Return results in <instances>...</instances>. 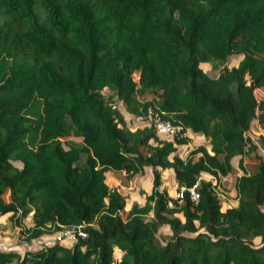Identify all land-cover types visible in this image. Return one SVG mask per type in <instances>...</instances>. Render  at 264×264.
Listing matches in <instances>:
<instances>
[{
  "label": "trees",
  "instance_id": "16d2710c",
  "mask_svg": "<svg viewBox=\"0 0 264 264\" xmlns=\"http://www.w3.org/2000/svg\"><path fill=\"white\" fill-rule=\"evenodd\" d=\"M0 16V215L31 213L28 239L81 224L85 233L20 256L0 250V264H264V158L244 165L264 148V95L253 94L264 92V0H0ZM210 62L221 66L214 77L201 67ZM103 89L130 114L151 110L201 134L209 149L184 160L174 153L184 137L115 122ZM235 157L236 204L221 210L201 174L217 181ZM144 167L152 204L126 209L106 172L129 179ZM167 169L177 188L197 183L196 201L159 190Z\"/></svg>",
  "mask_w": 264,
  "mask_h": 264
},
{
  "label": "rangeland",
  "instance_id": "374dc122",
  "mask_svg": "<svg viewBox=\"0 0 264 264\" xmlns=\"http://www.w3.org/2000/svg\"><path fill=\"white\" fill-rule=\"evenodd\" d=\"M32 11L34 15L38 18L40 22H46L44 12L38 7L35 2H32ZM3 17L0 16V23ZM241 56L233 55L228 57L227 65L228 67L235 66L240 60ZM203 70L210 77L216 76L217 72L220 70L221 66L217 63L210 62L204 63L201 65ZM255 99L260 100L264 92L262 89L257 88L253 91ZM102 95L104 98V103L115 113L114 119L115 122H120L124 124L130 130L135 129H151L154 132L153 128V120L155 117H152V113L150 116L147 114L141 113V115L130 114L126 111L123 104L117 97L109 91L108 89L102 90ZM136 97L140 101H144L148 98H151V95L146 93H137ZM170 122V121H169ZM173 124V123H171ZM174 125V124H173ZM156 137L159 140H167L172 141L174 138L184 137L185 143L177 144L174 143L176 151L174 153H178L185 160H196L199 156V152H196L197 148L204 147L207 150L209 149L207 140L201 134L194 133L188 130H183L181 134L176 135H166L154 132ZM248 136L254 142H257L259 136V130L255 126V120L251 122L250 128L248 130ZM151 143V142H150ZM155 143L152 142V145ZM254 155H259L264 158V148H258L256 152L251 153L247 158L244 159V165L249 168L251 164L254 162ZM13 165L19 167V163L12 161ZM231 165L233 167L232 171L227 175L220 176L217 181L209 175L202 173L201 178L206 181H211L215 183L213 186L214 191L216 192L217 198L219 199L221 210H225L227 208L233 207L236 204L235 200V190H234V181L237 176L241 174L240 169L237 167V158H233L231 160ZM251 169V168H250ZM150 171L148 167H144L143 170L135 174L133 177L126 179L124 177V173H107L106 175V183L110 188H115L120 195L126 201V209L132 205H136L138 207L141 206H149L152 204L151 201H147V198L150 194L151 188V178ZM176 184L172 177V171L170 169L164 170L161 173V181L159 185V190L163 192L169 199H177L176 194ZM4 199L6 197L4 196ZM177 202H179L177 200ZM172 202L169 201L168 207L173 206ZM264 210V207H263ZM123 215V214H122ZM173 217H180L178 212L172 213ZM146 219H153L152 214H148ZM32 226L31 213L26 215L23 218H20L19 222H17V214L12 215L11 213H6L4 215H0V250L6 252H16L18 256L23 254L25 251H33L42 246L54 243L55 238L58 232L46 230L45 233L40 235L38 238L28 239L26 230ZM156 236L160 240H164L168 236H170V231L167 225H157L155 230ZM254 245H257L258 239L252 240ZM61 245L69 246L70 243L66 240L60 241ZM118 257V254H116ZM10 264H16V260L14 259Z\"/></svg>",
  "mask_w": 264,
  "mask_h": 264
},
{
  "label": "built area",
  "instance_id": "2783aa9c",
  "mask_svg": "<svg viewBox=\"0 0 264 264\" xmlns=\"http://www.w3.org/2000/svg\"><path fill=\"white\" fill-rule=\"evenodd\" d=\"M150 113H152V117H155L153 120V128L155 132L160 133V134H166V135H176L182 133V129L179 125H173L167 120L161 119L157 114L153 113L151 110H147L146 114L150 116ZM145 114V115H146ZM215 185L214 182H212L211 187ZM176 198L178 200H181L183 197V192H187V196L190 201H196L198 199V194H197V183H194L188 188L184 187H178L176 189ZM85 236V233L83 231V224L68 228V229H61L58 231V234L55 238L56 241L60 242L62 240H66L70 244L73 243L77 237L83 238Z\"/></svg>",
  "mask_w": 264,
  "mask_h": 264
},
{
  "label": "crops",
  "instance_id": "0c3cea01",
  "mask_svg": "<svg viewBox=\"0 0 264 264\" xmlns=\"http://www.w3.org/2000/svg\"><path fill=\"white\" fill-rule=\"evenodd\" d=\"M202 64H204V63H202ZM202 64H201V65H202ZM202 69H203V68H202ZM149 171H150V170H149ZM107 173H111V171H107V172H106V175H107ZM105 181H106V180H105ZM106 184H107V183H106Z\"/></svg>",
  "mask_w": 264,
  "mask_h": 264
}]
</instances>
